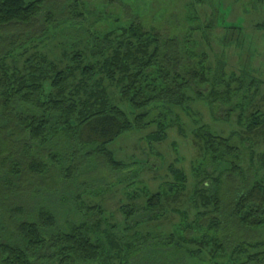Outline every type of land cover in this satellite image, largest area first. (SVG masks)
Listing matches in <instances>:
<instances>
[{
    "label": "trees",
    "instance_id": "trees-1",
    "mask_svg": "<svg viewBox=\"0 0 264 264\" xmlns=\"http://www.w3.org/2000/svg\"><path fill=\"white\" fill-rule=\"evenodd\" d=\"M77 3L0 0V264H109L120 258L123 264H194L209 247L212 259L227 254L232 264H264V252L249 254L251 249L263 247L264 242L249 244L243 239L264 230V179H255L259 172L253 168L245 173L239 167L250 154L242 152L237 141L253 145L264 138V112L254 108L243 117L253 109L250 104L245 112L241 109L237 120L244 132L228 137L203 127L194 132L202 161H208L210 171L202 172L206 180L196 181L187 199L192 221L190 211L171 210L181 216V235L169 236L166 246L150 238L125 241L113 227L100 232L102 217L94 208L91 210L98 215L97 220L93 213L88 216L91 222L59 228V220L47 208V198L57 197L59 191L60 178L57 180L52 170H60V177L71 187L81 173L76 169L78 162L84 165V160L86 164L99 160L120 170L122 163L106 147L134 125L142 123L144 127L150 109L158 108L163 110L159 119L145 125L156 123L159 132L154 138L160 141L169 128L164 117L192 101L186 93H207L203 92L206 89L192 87L207 85L209 71L201 61L190 64L194 57L191 51L183 60L174 39L163 40L133 24L120 36H95L90 51L63 54L57 61L37 53L25 59L19 69L28 46L44 44L49 29L56 27V16H62L70 7L75 9ZM105 80L121 89V97L138 115L134 120L111 105ZM208 93L213 103L229 101L232 96L230 89L223 95L214 89ZM45 154L53 165L42 162ZM173 173L176 184L171 190L176 196L187 190L186 177L180 171ZM237 176H241L239 182ZM222 186L226 189L220 193ZM165 199L160 194L152 195L148 213L161 217ZM173 200L179 205L184 203L180 197ZM205 228L213 234L190 242L194 250H183L189 246L183 231ZM218 235H223L224 244L219 243Z\"/></svg>",
    "mask_w": 264,
    "mask_h": 264
},
{
    "label": "rangeland",
    "instance_id": "rangeland-1",
    "mask_svg": "<svg viewBox=\"0 0 264 264\" xmlns=\"http://www.w3.org/2000/svg\"><path fill=\"white\" fill-rule=\"evenodd\" d=\"M56 18V27L49 29L48 40L44 44L24 49L26 52L18 63L19 69L25 59L37 53L57 61L63 54L84 49L90 51L95 45V36L100 39L109 33H114V37L120 36L122 30L133 24L150 35H159L163 40L174 39L183 60L191 51L194 57L189 60L190 64L201 61L209 68L207 85L198 84L193 89H206L203 92L207 93L214 89L220 95L230 89L232 96L229 101L214 103L209 93L196 96L190 90L186 94L192 97V101L164 117L163 121L169 128L160 141L154 138L159 132L156 123L145 124L159 119L158 115L163 110L150 109L148 119L143 122L144 127L140 125L142 123L134 125L132 130L106 147L114 159L122 163L123 167L118 171L99 160L88 164L84 160V165L78 162L76 169L81 173L71 187V183L60 177V170H52L56 179L60 178L59 191L57 197L47 198V208L53 210L59 220V228L61 225L66 228L72 223L91 222L88 216L91 217L94 213L91 209L94 208L102 217L100 232L113 227L125 241L150 238L160 240V246H166L168 241L165 239L169 236L181 235V216L171 210L176 209L179 213L190 211L189 221H192L193 211L187 199L193 193L196 181L206 180L201 177L202 172L210 171L208 161H202V153L197 147L196 129L203 127L218 136L228 137L245 131L237 122L242 108L244 112L249 104L253 108L243 117L254 112V108L264 112V0H78L75 9L70 7L69 11ZM88 45L89 48L86 47ZM103 84L108 90L111 105L134 120L138 115L121 97V89L108 80ZM239 88V93H236ZM237 142L242 152L250 154V157L242 159L239 167L245 173L253 168L259 172V178L255 179H264V138H258L253 145L248 141L243 144ZM47 155L42 157V162L53 165ZM173 170L186 177L187 190L177 194L184 202L181 205L173 200L179 198L171 190L176 184ZM218 175L219 172L214 177ZM235 179L239 182L241 176ZM225 189L222 186L220 193ZM156 194L167 197L159 218L148 213V200ZM125 210L130 215L124 213ZM94 216L97 220L98 215L94 213ZM147 218L154 219L146 221ZM231 231L233 229L229 235ZM205 234L213 232L208 228L183 231L182 237L189 245L183 250H194L190 242ZM223 238V235H218L220 244H224ZM243 239L249 244L264 242V230L245 235ZM211 252V247L207 248L194 264H232L229 255L221 254L212 259ZM262 252L264 246L251 249L249 254ZM240 259L245 261L243 256ZM121 260L109 264H123Z\"/></svg>",
    "mask_w": 264,
    "mask_h": 264
}]
</instances>
